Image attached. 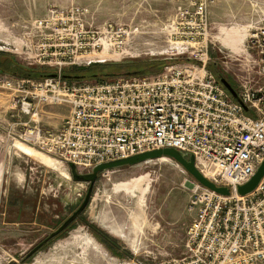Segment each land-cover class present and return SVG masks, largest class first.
<instances>
[{"label": "rangeland", "instance_id": "obj_1", "mask_svg": "<svg viewBox=\"0 0 264 264\" xmlns=\"http://www.w3.org/2000/svg\"><path fill=\"white\" fill-rule=\"evenodd\" d=\"M205 1L200 20L197 5ZM263 23L264 0H0V51L42 71L9 74L15 87L4 89L16 96L19 116H0V264H204L202 249L188 246L198 181L169 157L101 172L85 211L28 257L79 207L90 183L76 181L68 163L21 141L22 127L13 132L10 125L27 122L37 110L36 123L58 129L70 114L69 103L23 112L22 101L33 100L28 90L37 83L77 86L155 74L156 67L136 73L206 49L210 70L239 91L253 64L247 37ZM88 67L91 72L83 71Z\"/></svg>", "mask_w": 264, "mask_h": 264}, {"label": "built area", "instance_id": "obj_2", "mask_svg": "<svg viewBox=\"0 0 264 264\" xmlns=\"http://www.w3.org/2000/svg\"><path fill=\"white\" fill-rule=\"evenodd\" d=\"M206 7L207 1L197 5L200 20ZM247 38L253 64L250 77L241 78L238 99L210 70L206 49L202 56L172 62L155 74H126L77 86L53 79L37 83L35 91L28 90L33 100L22 101L23 112L32 113L41 104L69 103L70 114L58 129H47L33 119L36 110L18 138L73 163L81 173L157 148L192 153L197 167L229 187L231 195L196 183L192 203L198 213L188 246L202 249L204 264L264 260V177L254 191L238 192L264 161V23ZM14 87L13 77L0 73V88Z\"/></svg>", "mask_w": 264, "mask_h": 264}, {"label": "water", "instance_id": "obj_3", "mask_svg": "<svg viewBox=\"0 0 264 264\" xmlns=\"http://www.w3.org/2000/svg\"><path fill=\"white\" fill-rule=\"evenodd\" d=\"M135 73H129V75H133ZM222 83L224 86L232 93V95L238 99L237 92L235 89L230 85V83L223 79ZM162 157H169L175 160L179 165L183 166V168L188 171L200 184L203 186L214 190L215 192L222 194V195H231V189L227 186L218 185L211 179H209L196 165V159L195 155L192 153L184 152L180 149H177L175 147H163V148H157L152 149L148 151H144L141 153H137L134 155H131L129 157L112 160L103 162L100 164H97L95 167H93L92 171L89 173H81L78 171L77 167L73 163H68L72 177L76 181H84L90 183L89 190L86 194V197L82 201V203L79 205L77 209H75L62 223L59 225L57 229L52 231L46 239H44L39 245L34 247L28 254L32 255L35 253L43 244H45L48 240L51 238H54L61 232H63L67 227H69L70 224H72L81 213L85 211L87 208L92 192H93V186L99 176V174L105 170L110 169H116L121 168L124 166H133L140 164L142 162H146L149 160L159 159ZM264 177V161L258 168L257 172L253 175V177L246 183L242 184L238 188V192L241 195H246L252 191H254L261 180Z\"/></svg>", "mask_w": 264, "mask_h": 264}, {"label": "trees", "instance_id": "obj_4", "mask_svg": "<svg viewBox=\"0 0 264 264\" xmlns=\"http://www.w3.org/2000/svg\"><path fill=\"white\" fill-rule=\"evenodd\" d=\"M176 60H180V59H176ZM172 62H175L174 59H160L156 61L155 63L153 62L150 63L148 67L143 68L142 70H139L136 74H140L149 68H155V67H156L155 69H157L155 71L160 72L164 68L165 65H168ZM91 67H88L84 69L83 71H86L89 73L92 70ZM39 72H42V71L35 69V68H29V67L23 66L22 64L18 63L11 54L0 51V73L8 74V75L9 74H15V75L22 74V75H28V76H39L40 75ZM69 78H70L69 76H64L65 80L66 79L68 80ZM219 80L222 82L221 78ZM92 227H94V225H92ZM103 232L104 231L100 232V234L103 235L102 236L103 238L105 237V239H107L106 243L111 244L112 246H115V245L117 246L118 240L110 236L108 233H105V232L103 233Z\"/></svg>", "mask_w": 264, "mask_h": 264}, {"label": "crops", "instance_id": "obj_5", "mask_svg": "<svg viewBox=\"0 0 264 264\" xmlns=\"http://www.w3.org/2000/svg\"><path fill=\"white\" fill-rule=\"evenodd\" d=\"M3 90H4V88H0V116L4 119H5V116H7L9 118L8 121H10L11 117H15L16 115L19 116V114H15V110H16L15 97L16 96L14 94L8 92V90H4V91ZM29 121H30V119L27 122H29ZM10 123L11 122H9V124ZM25 123L26 122L20 121L18 119L17 122L11 123L10 126H11L12 131L16 132L20 127H23ZM3 133L6 134V132H2L1 134H3ZM9 133H11V131L8 132V135H9ZM0 137H1V135H0ZM2 137H3V135H2ZM9 140H10V138H9Z\"/></svg>", "mask_w": 264, "mask_h": 264}, {"label": "bare ground", "instance_id": "obj_6", "mask_svg": "<svg viewBox=\"0 0 264 264\" xmlns=\"http://www.w3.org/2000/svg\"><path fill=\"white\" fill-rule=\"evenodd\" d=\"M162 158H168V157H162ZM161 158V159H162ZM53 160V159H52ZM52 160H49V159H47V161L49 162V163H51V164H53L54 163V161H52ZM207 177H209L210 179H212V180H214V178L211 176V175H209V173H207L206 171L205 172H203ZM67 176V175H66ZM67 177H69V176H67ZM215 181V180H214Z\"/></svg>", "mask_w": 264, "mask_h": 264}, {"label": "flooded vegetation", "instance_id": "obj_7", "mask_svg": "<svg viewBox=\"0 0 264 264\" xmlns=\"http://www.w3.org/2000/svg\"><path fill=\"white\" fill-rule=\"evenodd\" d=\"M61 233H62V232H61ZM46 237H47V236H46ZM46 237H45V239H46ZM55 237H56V236H55ZM104 238H105V237H104ZM51 239H53V238H51ZM51 239H50V240H51ZM50 240H48L46 243H48ZM42 241H43V240H42ZM42 241H41V242H42ZM46 243H45V244H46ZM45 244H43L42 246H44ZM42 246H41V247H42ZM41 247H40V248H41ZM40 248H39V249H40ZM33 254H34V253H33ZM33 254H32V255H33ZM29 256H31V255H29ZM29 256H28V257H29Z\"/></svg>", "mask_w": 264, "mask_h": 264}]
</instances>
